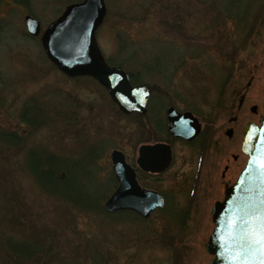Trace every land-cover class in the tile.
<instances>
[{
  "label": "rangeland",
  "instance_id": "1",
  "mask_svg": "<svg viewBox=\"0 0 264 264\" xmlns=\"http://www.w3.org/2000/svg\"><path fill=\"white\" fill-rule=\"evenodd\" d=\"M78 1L0 0V133L25 136L17 145L0 140V234L40 252L25 262H6L208 264L211 206L222 200L223 184L238 171L241 160L233 161L232 154L244 159L238 138L246 121L258 115L248 107L264 111V0H103L96 45L106 63L128 71L133 83L152 87L143 115L120 112L95 80L65 76L43 52L40 33ZM25 14L40 24L35 37L27 34ZM241 94L243 107L236 111ZM25 103H32L25 108L28 117L35 108L47 113L30 134L19 117ZM168 105L192 106L212 118L217 141L200 154L175 142L167 170L138 172L141 186L168 193L161 209L146 218L104 211L116 185L109 152L121 151L134 166L140 144L162 137L154 122L159 108L163 114ZM234 114L238 118L231 124ZM228 126L230 139L224 135ZM40 147L66 165L57 169L61 181L50 192L25 162L26 151ZM84 192L92 204L80 199Z\"/></svg>",
  "mask_w": 264,
  "mask_h": 264
},
{
  "label": "water",
  "instance_id": "2",
  "mask_svg": "<svg viewBox=\"0 0 264 264\" xmlns=\"http://www.w3.org/2000/svg\"><path fill=\"white\" fill-rule=\"evenodd\" d=\"M104 13L103 0L67 4L40 33L41 48L55 67L68 76L88 74L95 77L123 113L144 114L147 85L130 86L127 75L119 66H106L95 44V28ZM23 19L27 33L36 36L40 31L39 22L27 14ZM173 112L171 108L167 110L169 133L185 139L193 136L194 129L179 121L174 122L177 114ZM242 149L247 155L244 166L236 180L223 190L222 200L215 202L210 209L213 228L205 250L212 254V259L208 264H244L245 260L259 259L258 252L253 254L244 250V237L250 227L249 218L264 208V169L260 167L264 161V154L260 151L264 149V111L258 125H246ZM159 153L168 158V146L159 142L140 144L135 163L144 171L158 172ZM109 159L116 186L103 202L104 211L131 210L147 217L163 205L157 190L143 188L137 183L134 169L125 161L121 151L112 149Z\"/></svg>",
  "mask_w": 264,
  "mask_h": 264
},
{
  "label": "flooded vegetation",
  "instance_id": "3",
  "mask_svg": "<svg viewBox=\"0 0 264 264\" xmlns=\"http://www.w3.org/2000/svg\"><path fill=\"white\" fill-rule=\"evenodd\" d=\"M105 6V5H104ZM105 11H106V9H105ZM104 15H105V13H104ZM104 15H103V17H104ZM103 17H102V19H103ZM102 19H101V21H102ZM53 21V20H52ZM100 21V22H101ZM49 24V23H48ZM47 24V25H48ZM40 25V24H39ZM46 25V26H47ZM95 30H96V28H95ZM28 34V33H27ZM29 35V34H28ZM94 35H95V32H94ZM29 36H32V35H29ZM37 36V35H36ZM32 37H35V36H32ZM94 41H95V38H94ZM95 44H96V41H95ZM101 54V53H100ZM101 56H102V54H101ZM47 57V56H46ZM103 57V56H102ZM48 59V58H47ZM49 60V59H48ZM50 61V60H49ZM103 61H104V63L106 64V66H108V67H114V66H119V65H110V64H108V63H106V61H105V59H104V57H103ZM51 62V61H50ZM52 63V62H51ZM53 64V63H52ZM54 65V64H53ZM55 66V65H54ZM120 67V66H119ZM121 68V67H120ZM58 69V68H57ZM59 70V69H58ZM121 70L127 75V78H128V83H129V85L130 86H136V85H140V84H145V85H147V88H148V95H147V98H146V111H147V101H148V99H149V96H151V89H150V87H149V85L147 84V83H145V82H140V83H137V84H135V83H133L132 82V78H131V76H130V74H129V72L127 71H125V70H123L122 68H121ZM62 74H64L65 76H67V77H90V78H92L93 80H95L106 92H107V90H106V88L101 84V83H99L98 82V80L95 78V77H93V76H91V75H88V74H78V75H74V76H68L67 74H65L64 72H62L61 70H59ZM221 89H222V86H221V84H220V87L218 88V94L221 92ZM108 93V92H107ZM243 98H244V95L243 94H241L240 96H239V98H238V101H237V103H236V111H239V110H241L242 109V107H243ZM111 99V98H110ZM112 100V99H111ZM160 101H161V99H160ZM161 103H162V106H163V101H161ZM115 104V103H114ZM160 104V103H159ZM117 106V105H116ZM160 106V105H159ZM161 106V107H162ZM169 108H171V109H173L174 110V112H173V114L175 113V114H177L174 118L175 119H173L174 120V122L176 121H179V122H181L182 124H185L189 129H194V131H195V134L193 135V136H191L190 138H188V139H185V138H182V137H180V136H176V135H173V134H171V133H169V131H168V126H169V124H170V121H169V119H168V116H167V110L169 109ZM160 109L161 108H159V133H161V135H162V137H160V139H159V143H161V144H165L166 146H168V149H169V153H168V158H164V156L162 157L161 156V154L159 153V171L158 172H149V171H144V170H142L141 168H139L137 165H136V163H135V165L134 166H132V165H130L133 169H134V173H135V178H136V181H137V183L139 184V182H138V179H137V174H138V172H140V173H152V174H156V173H159V175L161 174V173H163L165 170H167L171 165H172V162H173V160H174V143L175 142H178V143H181V144H183V145H187V146H191V147H193L194 148V150L197 152V154H200V152L203 150V148H204V146H206V144L208 143V142H216L217 140H215V136H214V132H213V129H212V118H208V117H206L205 115H203V114H201V111H199L197 108H193L192 106H191V108H190V110L189 109H180L179 107H174V106H172V105H168V106H166L165 107V109H164V112H163V114H161L160 113ZM119 110V109H118ZM248 110L252 113V114H258L257 115V119L255 120V119H249V120H247L246 121V123H245V125H244V127H243V129H242V131H241V133H240V135H239V138H238V140H239V143H238V149H239V151H240V153H241V155L244 157V159H242V157H241V159H240V155L239 154H232V159H233V161H238V160H241L240 161V165H239V168H238V171H235V177H234V180L233 181H230V182H227V183H225V184H223V190L226 188V187H228L230 184H232L234 181H235V179H236V177H237V175H238V173L240 172V170L242 169V167L244 166V164H245V161H246V158H247V155L243 152V149H242V145H243V133H244V129H245V127H246V125H248V124H252V125H258L259 124V122H260V119H261V116L262 115H260L258 112H257V110H256V107H255V105H250L249 107H248ZM120 111V110H119ZM145 111V112H146ZM120 112H122V111H120ZM135 112V111H134ZM123 113V112H122ZM131 113V112H130ZM136 113H138V112H136ZM125 114V113H124ZM129 114V113H128ZM145 114V113H144ZM161 114V115H160ZM237 118H238V115H233V116H231L229 119H228V122H230L231 124L232 123H234V122H236L237 121ZM172 124H173V122H172ZM224 135L228 138V139H230V138H232V137H234L233 135V127L232 126H228V127H226L225 128V130H224ZM213 139V140H212ZM125 158V157H124ZM135 159H136V157H135ZM126 161V160H125ZM134 162H135V160H134ZM224 169H226L227 168V166L226 165H224V167H223ZM112 175H113V173H112ZM113 177H114V175H113ZM114 179H115V177H114ZM115 182H116V179H115ZM140 185V184H139ZM116 186V185H115ZM141 186V185H140ZM141 187H143V186H141ZM115 188V187H114ZM143 188H147V187H143ZM151 189V188H150ZM155 190V189H154ZM113 191V190H112ZM159 192V194H160V196L162 197V200H163V205H164V194H168V193H162V192H160V191H158ZM215 202H217V200L216 201H214L213 202V204L215 203ZM212 204V205H213ZM163 205L160 207V208H156V209H161L162 207H163ZM155 210V209H154ZM153 210V211H154ZM126 211H130V212H132V213H134L133 211H131V210H126ZM152 212V211H151ZM150 212V213H151ZM149 213V214H150ZM135 215H137L138 217H140V218H146V217H141L140 215H138V214H136V213H134ZM148 214V215H149Z\"/></svg>",
  "mask_w": 264,
  "mask_h": 264
},
{
  "label": "trees",
  "instance_id": "4",
  "mask_svg": "<svg viewBox=\"0 0 264 264\" xmlns=\"http://www.w3.org/2000/svg\"><path fill=\"white\" fill-rule=\"evenodd\" d=\"M150 89H152L151 86H150ZM33 103H36V102L33 101ZM28 104H32V103H25L22 106L20 113H19V117L23 123L28 125L29 130L27 131V134H30L31 130L33 129L36 130L41 125H43L45 121V117L47 119V113L44 110H42V112H39L37 111L38 109L35 108V112H33V115L28 117L26 114V109H25ZM67 111L68 110L64 112L67 113ZM154 129L159 130L158 120L157 122L156 121L154 122ZM0 140L2 142L3 141L6 142V140H8V142H11L14 145H17L18 143L24 142L25 136L21 135L19 137V135H17L15 132H1ZM61 161H62L61 156L54 155L53 153L49 152L47 149H44V148H41V150L30 148L26 151L25 162L29 169V172L31 173V175L34 176L36 182L42 187L46 188V190L49 192L50 190L52 191L54 190L56 182L60 180V179H57V175H56L57 169L64 168V166H66V165H63V161L62 162ZM60 162L61 164L57 168V163H60ZM72 171L73 170L69 168L68 172L73 174ZM111 180L115 181L112 174H111ZM71 185H72V182H71ZM68 189L69 188L67 189L65 188V190H68ZM78 196H79L78 194H75V198L78 199L79 198ZM80 199L86 200L90 204H92V197L88 194V192L85 193L84 195H81ZM115 212L118 213V212H129V211L119 210V211H114V213ZM37 249L38 247L28 246L27 243L21 242V240L17 241L13 236L0 234V250H1L0 251V264H8L6 262L8 258H12L14 261L18 263L33 259L36 256H38L40 253Z\"/></svg>",
  "mask_w": 264,
  "mask_h": 264
},
{
  "label": "snow or ice",
  "instance_id": "5",
  "mask_svg": "<svg viewBox=\"0 0 264 264\" xmlns=\"http://www.w3.org/2000/svg\"><path fill=\"white\" fill-rule=\"evenodd\" d=\"M260 151L264 154V149ZM260 167L264 169V161ZM247 223L250 227L244 237V250L253 254L258 252L259 259L245 260L244 264H264V208L256 216H251Z\"/></svg>",
  "mask_w": 264,
  "mask_h": 264
}]
</instances>
